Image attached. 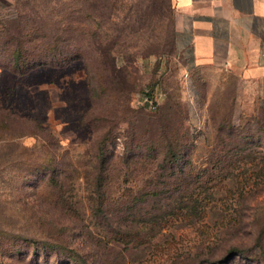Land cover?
<instances>
[{
  "label": "rangeland",
  "instance_id": "obj_1",
  "mask_svg": "<svg viewBox=\"0 0 264 264\" xmlns=\"http://www.w3.org/2000/svg\"><path fill=\"white\" fill-rule=\"evenodd\" d=\"M173 23L169 0H5L0 264H264V107Z\"/></svg>",
  "mask_w": 264,
  "mask_h": 264
},
{
  "label": "crops",
  "instance_id": "obj_2",
  "mask_svg": "<svg viewBox=\"0 0 264 264\" xmlns=\"http://www.w3.org/2000/svg\"><path fill=\"white\" fill-rule=\"evenodd\" d=\"M174 49L231 76L243 106L264 107V0H169ZM5 0H0V11Z\"/></svg>",
  "mask_w": 264,
  "mask_h": 264
},
{
  "label": "trees",
  "instance_id": "obj_3",
  "mask_svg": "<svg viewBox=\"0 0 264 264\" xmlns=\"http://www.w3.org/2000/svg\"><path fill=\"white\" fill-rule=\"evenodd\" d=\"M114 238V237H113Z\"/></svg>",
  "mask_w": 264,
  "mask_h": 264
}]
</instances>
